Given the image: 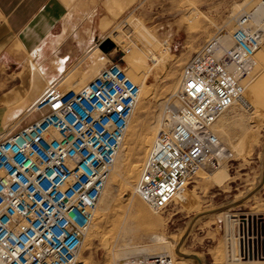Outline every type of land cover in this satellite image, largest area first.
<instances>
[{"label": "built area", "instance_id": "obj_1", "mask_svg": "<svg viewBox=\"0 0 264 264\" xmlns=\"http://www.w3.org/2000/svg\"><path fill=\"white\" fill-rule=\"evenodd\" d=\"M196 13L190 7L187 19ZM141 26L134 29L126 20L107 34L122 59L139 48L134 37L148 30ZM224 34L208 39L184 64L177 104L167 111L168 124L157 132L135 183V193L155 213L170 206L198 169L231 155L217 135L218 118L232 104L254 112L244 92L264 46V0L240 11L233 30ZM139 96V84L113 59L77 89L48 85L29 106L38 117L0 136V264H85L83 239ZM260 229L259 217H243L237 249L222 264L263 258ZM115 264H188V259L160 253Z\"/></svg>", "mask_w": 264, "mask_h": 264}, {"label": "rangeland", "instance_id": "obj_2", "mask_svg": "<svg viewBox=\"0 0 264 264\" xmlns=\"http://www.w3.org/2000/svg\"><path fill=\"white\" fill-rule=\"evenodd\" d=\"M217 2L182 0L179 42L185 39L184 47H172L171 35L158 34L136 15L128 13L108 33L126 20L134 29L138 24L148 30L146 34H136L134 40L139 48L135 47L122 59L124 54L112 42V47L101 46L108 40V33L96 45L98 39L91 40L89 32L84 30V20L71 14L69 25H74L75 30L72 32L69 28L62 37L55 47L57 54L48 53L56 54L52 60L62 57L65 64L60 70L57 62L48 63L45 85L77 89L98 68L117 59L142 89L115 167L83 239L85 264H115L130 256L160 253L183 256L188 264H222L237 249V227L243 217L260 219L264 209V46L256 56L257 74L246 84L244 92L254 112L248 114L233 104L215 124L231 155L218 165L206 164L198 169L161 213L153 212L134 189L156 129L166 122L167 111L177 104L175 91L184 64L208 39L232 31L237 14L251 8L256 0L229 1L221 6ZM190 7H195L197 13L187 19ZM89 14L87 11L81 17ZM101 55L105 56L103 60L98 57ZM37 97L22 112L20 123L11 132L7 128L0 136L13 133L38 117L39 113L29 111ZM134 165L139 167L138 172L133 170ZM263 259L264 256L248 264H262L259 261Z\"/></svg>", "mask_w": 264, "mask_h": 264}, {"label": "crops", "instance_id": "obj_3", "mask_svg": "<svg viewBox=\"0 0 264 264\" xmlns=\"http://www.w3.org/2000/svg\"><path fill=\"white\" fill-rule=\"evenodd\" d=\"M229 1L237 0H218L216 5ZM181 4L182 0H0V134L7 128L11 132L30 101L46 89L48 63L57 62L63 69L62 57L51 58L68 29L76 28L69 25L71 14L84 20L91 40L98 39L96 45L115 23L133 13L158 34L171 35L172 47H184L185 39L179 42ZM87 11L90 14L81 17ZM260 219L264 251V209ZM259 262L264 264V259Z\"/></svg>", "mask_w": 264, "mask_h": 264}, {"label": "bare ground", "instance_id": "obj_4", "mask_svg": "<svg viewBox=\"0 0 264 264\" xmlns=\"http://www.w3.org/2000/svg\"><path fill=\"white\" fill-rule=\"evenodd\" d=\"M220 38L221 37H224L223 35H221V36H219ZM261 50V49H260ZM259 50V51H260ZM259 51L257 52V54L256 55H258V53H259ZM127 75L130 77V78H132L133 80H134V78L127 72ZM135 82H137L136 80H134ZM138 83V82H137ZM140 86V85H139ZM141 92H142V89H141V86H140V95H141ZM140 97V96H139ZM233 106V104L230 106V108ZM166 124H168V123H163V124H160L159 126H158V128L156 129V131H155V133H154V135H153V138H152V140H151V145H150V148L152 147V144H153V141H154V138H155V136H156V134H157V132L161 129V127L162 126H164V125H166ZM129 125V124H128ZM128 128V127H127ZM217 135H218V137L220 138V135L218 134V132H217ZM150 148H149V150H150ZM146 160V159H145ZM145 162V161H144ZM135 167L133 168V170H137V172H138V170H139V167H137L136 165H134ZM143 167H144V164H143ZM143 169V168H142ZM142 169H141V171H142ZM141 173V172H140ZM200 173V172H199ZM139 178V177H138ZM138 180V179H137ZM185 187V186H184ZM135 189V188H134ZM183 190V187L181 188V189H179V191L176 193V195L180 192V191H182ZM176 195L174 196V198L176 197ZM173 198V199H174ZM155 237V239H163L164 240V238H162V237H159V236H154ZM142 250H144V249H142ZM253 263V262H252Z\"/></svg>", "mask_w": 264, "mask_h": 264}, {"label": "water", "instance_id": "obj_5", "mask_svg": "<svg viewBox=\"0 0 264 264\" xmlns=\"http://www.w3.org/2000/svg\"><path fill=\"white\" fill-rule=\"evenodd\" d=\"M101 46L105 47V49L107 48L106 46L108 47H112V44L108 41V40H104L102 43H101ZM261 234H262V225H261Z\"/></svg>", "mask_w": 264, "mask_h": 264}]
</instances>
